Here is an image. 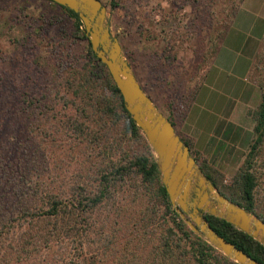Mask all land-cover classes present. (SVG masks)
I'll use <instances>...</instances> for the list:
<instances>
[{"label":"trees","instance_id":"trees-1","mask_svg":"<svg viewBox=\"0 0 264 264\" xmlns=\"http://www.w3.org/2000/svg\"><path fill=\"white\" fill-rule=\"evenodd\" d=\"M241 1L192 0L191 26L209 31L202 61L217 53ZM7 11L0 60L13 59L21 74L0 75V264H237L172 208L156 159L79 16L51 0H0V14ZM250 71L259 101L247 112L252 138L234 176L223 183L194 158L223 196L264 221V33ZM196 94L187 92L191 100ZM169 107L186 116L180 99L170 97ZM228 127L222 139L240 129ZM205 218L264 264L257 240Z\"/></svg>","mask_w":264,"mask_h":264},{"label":"rangeland","instance_id":"rangeland-1","mask_svg":"<svg viewBox=\"0 0 264 264\" xmlns=\"http://www.w3.org/2000/svg\"><path fill=\"white\" fill-rule=\"evenodd\" d=\"M100 1L106 6L111 33L118 39L123 56L144 92L165 116H172L175 132L190 142L191 155L198 163L216 170L222 182L229 183L252 138L253 122L247 112L259 101V90L251 71L247 72L241 65L249 56L236 57L235 50L229 48H235L248 37L243 50L247 53L248 42L257 34L262 19H257V25L252 27L251 10L242 11L240 19L243 21L229 32L226 30L227 36L224 39V34L219 40L215 56L202 61V50L210 46L204 39L208 28L191 26L196 13L192 0ZM10 16L9 11L0 14L1 39H5ZM207 16L208 8L203 10L202 19ZM250 31L252 34H247ZM223 39L226 44L222 46ZM132 57L134 60L130 59ZM0 69L2 78L7 75L10 79L20 78L19 64L7 56L0 60ZM187 92H197L195 99L191 100ZM170 97L180 99V109L186 113L183 119L180 110L171 113ZM228 124L240 129H232L227 138L222 139ZM218 125L221 130L216 135L214 130ZM220 142H223L222 148H219Z\"/></svg>","mask_w":264,"mask_h":264},{"label":"water","instance_id":"water-1","mask_svg":"<svg viewBox=\"0 0 264 264\" xmlns=\"http://www.w3.org/2000/svg\"><path fill=\"white\" fill-rule=\"evenodd\" d=\"M74 11L90 46L118 88L125 109L156 159L172 208L194 233L237 264H261L219 235L205 214L223 219L264 246V221L223 196L201 171L174 126L137 81L112 35L100 0H51Z\"/></svg>","mask_w":264,"mask_h":264},{"label":"crops","instance_id":"crops-1","mask_svg":"<svg viewBox=\"0 0 264 264\" xmlns=\"http://www.w3.org/2000/svg\"><path fill=\"white\" fill-rule=\"evenodd\" d=\"M245 10H251L250 12V15L251 17H253V20L251 21V23L254 22V24L252 25L255 26L257 25V19H262L263 21V24H261L260 28L258 29L257 31V34L255 35L254 38H252V41L248 42V52L244 53L243 50L245 49L246 45L247 44V41L246 40L248 37H245V40L242 42V43H238L236 45L235 48H229V50H235V56H243V54L248 55L246 57H248V61L246 62H242L241 65L242 66H245V70L248 72L249 69H250V66H251V62L253 61V54H254V51L257 50L258 46H259V43H260V40H261V37L264 33V0H243L237 10V13L232 21V23L230 24L229 28L227 29L228 32L233 29V27L237 24H240L242 21H243V18L240 19V14L242 13V11L244 12ZM246 12V11H245ZM252 34V31L250 32H247V34ZM226 34L224 36V39L226 38ZM224 39H223V42H222V46L226 43H224ZM220 49V48H219ZM219 51V50H218ZM252 56V57H251ZM251 58V59H250ZM215 105V104H214ZM212 105V106H214ZM211 124L213 125V120L211 122Z\"/></svg>","mask_w":264,"mask_h":264}]
</instances>
